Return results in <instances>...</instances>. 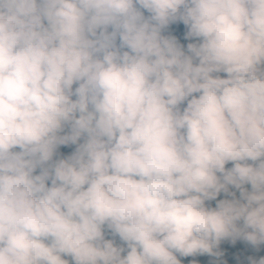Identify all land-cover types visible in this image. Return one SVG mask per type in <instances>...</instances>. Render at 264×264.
Listing matches in <instances>:
<instances>
[{
    "label": "clouds",
    "instance_id": "1",
    "mask_svg": "<svg viewBox=\"0 0 264 264\" xmlns=\"http://www.w3.org/2000/svg\"><path fill=\"white\" fill-rule=\"evenodd\" d=\"M238 257L264 264V0H0V264Z\"/></svg>",
    "mask_w": 264,
    "mask_h": 264
},
{
    "label": "trees",
    "instance_id": "2",
    "mask_svg": "<svg viewBox=\"0 0 264 264\" xmlns=\"http://www.w3.org/2000/svg\"><path fill=\"white\" fill-rule=\"evenodd\" d=\"M180 29H182V25L177 27V31L179 32ZM60 151H61V153H62L63 155H67V154H69V153L72 151V148H71V147H68V148H64V147H62V148L60 149Z\"/></svg>",
    "mask_w": 264,
    "mask_h": 264
},
{
    "label": "rangeland",
    "instance_id": "3",
    "mask_svg": "<svg viewBox=\"0 0 264 264\" xmlns=\"http://www.w3.org/2000/svg\"><path fill=\"white\" fill-rule=\"evenodd\" d=\"M236 247H237V248L241 247V244L238 243ZM209 260L211 261V258H209ZM236 264H243V259H242V257H238V258H237V262H236Z\"/></svg>",
    "mask_w": 264,
    "mask_h": 264
}]
</instances>
